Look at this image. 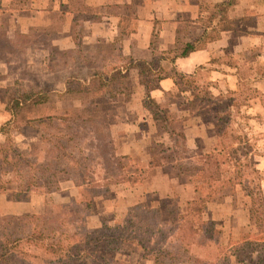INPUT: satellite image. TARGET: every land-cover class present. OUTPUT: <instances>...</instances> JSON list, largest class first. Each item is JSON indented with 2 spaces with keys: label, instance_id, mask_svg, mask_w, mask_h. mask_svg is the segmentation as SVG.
I'll return each instance as SVG.
<instances>
[{
  "label": "rangeland",
  "instance_id": "374dc122",
  "mask_svg": "<svg viewBox=\"0 0 264 264\" xmlns=\"http://www.w3.org/2000/svg\"><path fill=\"white\" fill-rule=\"evenodd\" d=\"M4 2L0 0V21L4 18ZM11 5L17 9L16 20L40 11L32 0H12ZM84 15L82 12L73 14L76 19L70 31L74 37L71 42L64 37V40L54 41L67 26V19L70 20V17L62 15L52 26L32 27L27 32L16 29V23H12L10 30L0 25V131L6 128L4 133H0V150L9 147L15 155L14 160L19 159L17 152L13 153L15 147L26 150L31 143L37 142L39 131L22 126L21 121L35 115L71 116L77 120L93 116L102 124L101 136L111 133L113 137L109 115L113 112H109V106L101 102L103 96L114 97L122 91L124 76L108 81L112 72L103 69L99 46L83 39L86 30L85 23H82ZM258 54L259 49H255L251 56L235 59L240 70L236 90L211 88L213 82L207 72L192 78L177 75L179 87L167 93L165 102L160 103L168 108L166 116L170 123L163 118L156 120L158 131L151 138V166L136 168L133 158L127 156L121 182L110 183L91 197L93 205L89 213H92L88 214L84 226L72 222L61 229L66 231V237L60 236V231L54 240L44 239L37 244L21 241L12 250V255L0 258V264H264V231L257 225L260 220L264 222V201L258 200L264 197V169L259 165L264 159V61ZM151 76L157 77V74L152 73ZM124 92L129 97L133 90L125 89ZM41 94H45V102L32 108L25 107L13 116L11 107L17 99L30 95L33 100V97L37 98L35 95ZM186 98H189L188 109L201 114L206 124L212 123L216 133L215 124L217 118H221L224 136L234 139L246 136L250 139V148L255 153L256 166L260 171H254L247 165L248 158L245 159L240 151L232 154L233 157L240 156L236 164L229 160L221 166L220 172L212 175L217 180L205 182L197 170L193 174L178 175L185 169L183 166L200 164L201 154L214 151L215 144L218 143L222 150L229 148L222 145L219 136L209 150L203 147L192 150L186 146L180 135L183 133L182 119L176 118L182 106L179 103L178 107L175 106L177 110L171 108L174 107L172 103L186 102ZM92 102L98 110H91ZM145 107L153 115L155 109ZM160 115L163 116L162 113ZM13 117H16V123L9 124ZM168 125L176 133L173 146L169 148L163 141ZM83 126L79 124L62 130L42 126L40 133L47 135L52 131L67 138L66 132L75 133L76 129L87 135L89 131ZM86 126L91 128L89 124ZM80 139L88 148L90 137ZM73 147L78 154L79 145L74 143ZM218 157L219 160L226 158L221 152ZM162 165L165 167L161 168ZM100 166L96 165L99 171ZM100 174L103 176V171ZM163 174L174 178V181L168 180L166 185L161 179ZM64 177L63 173L59 174L62 191L47 194L42 188L32 190L29 200L34 211L25 214L41 216L39 230L47 226L51 209H54L52 218L57 221L62 215V211L57 209L59 205L73 207L72 215L86 206L89 196H82L81 189ZM3 180L8 186L3 193H11L14 198L16 177L7 174ZM192 200L199 209L188 207L187 202ZM137 205L152 211L142 213L141 207L135 210L137 216L133 217L130 212ZM251 208L256 210L254 220L250 217ZM25 214L0 211V222L5 223L1 219L3 216ZM79 215L75 214L76 219ZM181 216L184 219H180ZM11 227L12 224L6 227L5 237L0 234V240L9 237L7 234ZM28 229V226L25 230L18 226L15 236H23ZM122 236L133 238V244L121 243ZM49 242L55 244L52 249ZM68 246L74 248L69 249ZM6 251L0 250V255Z\"/></svg>",
  "mask_w": 264,
  "mask_h": 264
},
{
  "label": "crops",
  "instance_id": "0c3cea01",
  "mask_svg": "<svg viewBox=\"0 0 264 264\" xmlns=\"http://www.w3.org/2000/svg\"><path fill=\"white\" fill-rule=\"evenodd\" d=\"M32 1L40 11L16 20L17 9L11 5L12 0H5V13L0 25L10 30L12 23H16V29L27 32L32 27L52 26L62 15L70 17V20L67 19V26L54 41L64 37L71 42L74 40L70 32L75 18L73 14H85L82 19L86 26L83 39L99 46L104 70L110 73L121 70L124 74L122 91L114 97L103 96L101 103L113 112L109 115L116 153L131 156L136 168L151 166V138L158 131L157 121L144 105L146 89L137 63L150 64L151 72L157 74L158 87L151 91V96L158 103H163L166 94L179 87L177 74L192 78L207 72L213 82L211 88L236 90L240 70L235 59L251 56L255 49H259L258 57L264 61V0ZM228 2L232 4L224 16L219 13L214 18L210 17L211 10H216L214 4ZM225 25L227 27L224 28ZM205 31L217 36L205 47L187 56L179 55L184 43L197 41ZM131 88L133 93L127 97L124 90ZM185 92L190 94L188 90ZM188 99L182 103L176 101L171 107L177 110L175 106L178 107L179 103L182 106L176 118L182 119L186 146L192 150L202 147L209 150L217 142L218 135L212 123L206 124L201 114L188 109ZM175 134L172 128L164 131L163 141L168 148L173 146ZM259 165L264 169V159ZM161 179L166 185L168 180L174 181L165 174ZM0 211L25 214L34 210L31 200L15 201L13 194L1 193Z\"/></svg>",
  "mask_w": 264,
  "mask_h": 264
},
{
  "label": "trees",
  "instance_id": "16d2710c",
  "mask_svg": "<svg viewBox=\"0 0 264 264\" xmlns=\"http://www.w3.org/2000/svg\"><path fill=\"white\" fill-rule=\"evenodd\" d=\"M232 2L228 3H217L214 4L216 10H211V18L217 16V14L222 13V16L227 13V8L231 5ZM222 27V26H221ZM227 25L224 26V28ZM217 35L208 34L206 31L203 33L202 37L197 41L186 42L183 44L182 49L179 53L180 56H187L192 51L197 49H201L205 47L208 41H211ZM177 43H180L177 41ZM178 45V44H177ZM141 71V75L143 76L142 82L145 84L146 94H145V106L153 107L155 111H153V116L155 120H159L163 118L164 121L170 123L168 120V116L166 113L168 112L167 107L161 106L152 96L151 91L158 87V77H152L151 68L146 62H139L136 64ZM115 73V74H114ZM181 76L180 74H177ZM112 78L110 77L108 81H116L118 76H124L121 70L112 72ZM181 77H184L183 75ZM234 92V91H233ZM231 95L232 92H229ZM35 95L37 98L30 95H24L21 99H17L11 109L14 113L20 112L24 110L25 107H33L40 103L46 101L45 94ZM40 96V97H38ZM232 99L231 96H229ZM90 105H93L92 111L98 110L97 105L92 102ZM95 105V106H94ZM228 109H230L227 106ZM162 113L163 116L160 115ZM221 118H217L216 122V130L217 135L222 139L221 143L224 146H227L226 150H222L218 147V143L214 146V151L202 153L201 154V162L200 164L186 165L183 166L182 171L178 173V175H184L187 173L193 174L194 170L200 171L202 173V178L205 182H209L211 179L217 180L212 175L220 172L222 169L221 166L225 164L227 161H231L233 163H237L240 159V156L232 154H237L242 151V154L247 159V165L253 167L254 171H260V169L256 166L257 160H255V153L252 152L250 148V139L246 138V136H242L241 138L236 137V139L231 137H226L223 134L221 126H220ZM9 124L16 123V117L9 120ZM22 126L33 127L39 131V136L37 137V142L31 143L26 150L19 149L15 147L14 152L19 156L18 160H14V156L10 152L9 147L1 148L0 150V194L8 189L6 182L3 180L7 174H12L17 179V189L14 192V200L15 201H28L31 197L32 190L34 188H42L47 194H52L56 191H62L61 183L59 180V174L63 173L64 178L66 180H70L73 184L81 189V195H88L86 206L82 208L79 212H74V208L69 204H62L58 206V210L62 211V215L60 219L52 218L54 214V209L49 211V222H47V226L45 225L44 230H39V219L41 216L37 214H25V215H9L1 217L4 220V224L0 222V234L5 237L4 231H6V227L9 224H12L11 232L7 235L9 237L5 238V240H0V250L5 251L0 255V258H6L9 255H12V250L18 246L21 241L28 240L37 244L39 241L44 239H53L57 236L56 234L61 231L62 228L66 227V225L71 224L72 222L76 225H85V220L88 217L89 210L93 205L94 195L99 194L101 189H105L106 186L110 183L119 184L122 178V171L125 167L124 160L127 158L126 155H118L116 153V143L111 133L106 135V137L101 136V126L96 117L89 116V118L85 120H77V118H73L71 116H56L53 114L47 115H35L33 117L27 119H21ZM73 124V125H72ZM79 124H83V129H87L89 132L86 134H82L78 132L76 129L75 133L66 132L67 138L59 136L60 133L49 131L47 135L40 133L41 127L52 128L56 130H62L63 128L72 129ZM86 124L91 126L88 127ZM74 126V127H73ZM169 128H171L168 125ZM6 128H3L0 133H4ZM173 129V128H172ZM183 138L184 134H180ZM86 136L90 137V143H88V148H86V143L80 139H86ZM77 143L79 145L78 154H75L73 150V144ZM83 145L85 147H83ZM92 145V148L90 146ZM244 149V150H243ZM92 152V153H91ZM222 153L226 158L224 160H219V153ZM91 153V154H89ZM91 155V156H90ZM91 159H97L95 162ZM100 164V171L97 170L96 165ZM257 168H256V167ZM103 171V176H101V172ZM101 176V178H100ZM114 177V178H113ZM92 195V196H91ZM258 200L264 201V197L261 196ZM257 200V201H258ZM77 203V202H76ZM75 203V204H76ZM188 207L199 209L194 200L187 202ZM142 205H137L131 213V216H137L135 210L141 208ZM143 208V207H142ZM135 211V213H134ZM147 208H143L141 210L142 213L151 212ZM199 211V210H198ZM80 213L77 217L75 214ZM129 213V214H130ZM43 217V216H42ZM250 217L252 220L256 217V210L254 208L250 209ZM184 219V216L180 217V219ZM76 219V220H75ZM51 221V222H50ZM49 223V224H48ZM53 225L56 224V225ZM46 224V222H45ZM128 224H131L128 221ZM212 224V223H210ZM259 229L264 231V222L260 220L257 223ZM18 226L22 227V230L28 226V231L23 234V236H18L15 234L18 233L16 228ZM48 234H45V233ZM55 232V235H54ZM60 236H67L66 231H61ZM77 234V233H76ZM0 235V238H2ZM14 235V236H13ZM46 235V236H45ZM50 241V240H49ZM134 239L128 238L125 236L121 237V243H130L133 244ZM49 247L52 249L55 244L52 242L48 243ZM65 244L62 245V247ZM69 248V246H68ZM74 246H71L69 249H73ZM50 249V250H51Z\"/></svg>",
  "mask_w": 264,
  "mask_h": 264
}]
</instances>
